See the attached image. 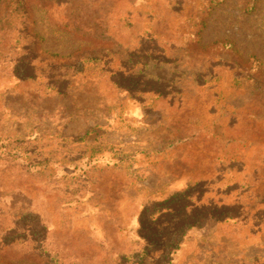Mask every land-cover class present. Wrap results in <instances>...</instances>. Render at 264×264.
<instances>
[{"label":"rangeland","instance_id":"rangeland-1","mask_svg":"<svg viewBox=\"0 0 264 264\" xmlns=\"http://www.w3.org/2000/svg\"><path fill=\"white\" fill-rule=\"evenodd\" d=\"M0 264H264V0H0Z\"/></svg>","mask_w":264,"mask_h":264},{"label":"crops","instance_id":"crops-1","mask_svg":"<svg viewBox=\"0 0 264 264\" xmlns=\"http://www.w3.org/2000/svg\"><path fill=\"white\" fill-rule=\"evenodd\" d=\"M217 228H218V223L217 222L209 221V222L205 223L201 228L193 229L191 231V233H192L193 236L197 237L198 235H203V234H201L202 232H205V233H206V231L211 232V231H213V230H215Z\"/></svg>","mask_w":264,"mask_h":264},{"label":"trees","instance_id":"trees-1","mask_svg":"<svg viewBox=\"0 0 264 264\" xmlns=\"http://www.w3.org/2000/svg\"><path fill=\"white\" fill-rule=\"evenodd\" d=\"M198 225V223L196 224V223H192L191 224V227H194V226H197Z\"/></svg>","mask_w":264,"mask_h":264}]
</instances>
